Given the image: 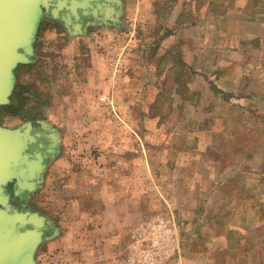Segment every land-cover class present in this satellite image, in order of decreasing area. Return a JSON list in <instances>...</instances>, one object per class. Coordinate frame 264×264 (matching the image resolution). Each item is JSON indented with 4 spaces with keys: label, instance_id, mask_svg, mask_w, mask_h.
<instances>
[{
    "label": "rangeland",
    "instance_id": "374dc122",
    "mask_svg": "<svg viewBox=\"0 0 264 264\" xmlns=\"http://www.w3.org/2000/svg\"><path fill=\"white\" fill-rule=\"evenodd\" d=\"M118 1L70 28L43 12L15 71L58 133L26 204L57 229L36 263L264 264V74L231 65L258 57L242 20L264 0Z\"/></svg>",
    "mask_w": 264,
    "mask_h": 264
},
{
    "label": "water",
    "instance_id": "95a60500",
    "mask_svg": "<svg viewBox=\"0 0 264 264\" xmlns=\"http://www.w3.org/2000/svg\"><path fill=\"white\" fill-rule=\"evenodd\" d=\"M117 0H0V106L9 104L16 86V68L35 60L34 40L43 12L82 25L92 14L107 21L120 11ZM115 4V7H114ZM23 121L16 127L0 123V264H37L34 253L57 229L50 219L26 204L41 186L54 156L58 133L45 120ZM44 137L50 144L44 142ZM12 191H10V187ZM12 197L23 200L20 206Z\"/></svg>",
    "mask_w": 264,
    "mask_h": 264
},
{
    "label": "crops",
    "instance_id": "0c3cea01",
    "mask_svg": "<svg viewBox=\"0 0 264 264\" xmlns=\"http://www.w3.org/2000/svg\"><path fill=\"white\" fill-rule=\"evenodd\" d=\"M123 7H124V5L122 6V9H123ZM252 7H253V3H252ZM246 9H247V7L242 8V10H246ZM244 16H245V20H242V21H243L246 28H251L252 32L246 34V36H244L243 39H245V40L256 39L258 41L259 47L256 48V51L258 52V57L256 59H254L253 57H249L248 54L246 53L245 49H244V50H242L243 53L240 55V56H242V57H240V60L237 62H233L231 65L244 69L246 71V74H248L247 72L251 68H254V70H255L254 72L259 74L261 77L262 74H264V63L262 62L261 56H259V55H262V56L264 55V15H262V16L261 15H259V16L253 15V17H252L251 15L248 14L247 11H245ZM213 22H214L213 24H216V23H219L220 20H215ZM234 52H236V50H230L231 54H233ZM228 66L229 65H227V67ZM218 80H221V79H218ZM259 83H260V87L263 88L264 77H261ZM219 87L224 88L222 86H219ZM249 94H250V98L252 100L259 101L260 104H263V102H264L263 97L258 96L256 94H253L252 92H249ZM250 125H252V124H250ZM248 129H246V131H248ZM236 177H238V176L236 175ZM237 180H234L233 182L235 183V182H237ZM183 260H184V258H183Z\"/></svg>",
    "mask_w": 264,
    "mask_h": 264
},
{
    "label": "trees",
    "instance_id": "16d2710c",
    "mask_svg": "<svg viewBox=\"0 0 264 264\" xmlns=\"http://www.w3.org/2000/svg\"><path fill=\"white\" fill-rule=\"evenodd\" d=\"M28 86L27 83H17L10 98L11 102L1 105L0 110H4L8 114L18 115L25 120L31 119L34 115L39 116L40 112L37 110L43 101L39 93L28 90ZM28 101L31 103H27Z\"/></svg>",
    "mask_w": 264,
    "mask_h": 264
},
{
    "label": "flooded vegetation",
    "instance_id": "af4514ba",
    "mask_svg": "<svg viewBox=\"0 0 264 264\" xmlns=\"http://www.w3.org/2000/svg\"><path fill=\"white\" fill-rule=\"evenodd\" d=\"M88 17H89V16H88ZM88 17H87V15L84 16L85 19H87ZM89 18H91V17H89ZM34 124H35V125H39V124H37V123H34ZM44 142H45L46 144H50V140H49L47 137H44Z\"/></svg>",
    "mask_w": 264,
    "mask_h": 264
}]
</instances>
